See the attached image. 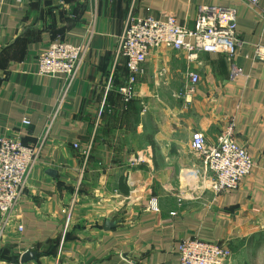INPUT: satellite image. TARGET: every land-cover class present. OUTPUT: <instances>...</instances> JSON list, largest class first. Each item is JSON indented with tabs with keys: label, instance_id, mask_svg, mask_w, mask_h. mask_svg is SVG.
<instances>
[{
	"label": "crops",
	"instance_id": "0c3cea01",
	"mask_svg": "<svg viewBox=\"0 0 264 264\" xmlns=\"http://www.w3.org/2000/svg\"><path fill=\"white\" fill-rule=\"evenodd\" d=\"M201 6L235 9L241 74L230 77L222 52L189 59L162 46L124 107L113 82L124 61L113 69L112 52L127 16L193 27ZM57 39L85 48L69 83L38 71V52ZM230 122L254 167L216 192L190 140L198 131L215 143ZM44 134L3 223L0 264H180L189 238L225 245L224 264H264V0H0V135L31 145ZM27 250L36 256L21 262Z\"/></svg>",
	"mask_w": 264,
	"mask_h": 264
},
{
	"label": "built area",
	"instance_id": "2783aa9c",
	"mask_svg": "<svg viewBox=\"0 0 264 264\" xmlns=\"http://www.w3.org/2000/svg\"><path fill=\"white\" fill-rule=\"evenodd\" d=\"M240 45L233 7L201 6L193 27L180 24L173 14L162 18L129 14L112 52L113 69L121 60L127 69L118 88L121 102L126 106L135 97V84L143 71V63L150 52L159 47L186 50L189 59L202 51L222 52L232 78L242 72L235 63ZM84 55L83 46L63 39L54 40L38 52V71L49 76L64 75L69 83L76 76ZM112 75L113 72L108 78V86ZM189 79L194 84L199 75L191 72ZM22 123L28 125L30 120L24 117ZM44 136H40L36 143L26 145L16 137L0 135V237L6 217L23 195L29 169L38 159ZM73 146L79 147L77 143ZM91 146L92 141L83 146L84 156L89 154ZM190 148L201 159L203 172L210 176L211 187L216 192L236 189L254 167L253 158L234 137L232 122L221 130L215 143H208L201 132H193ZM148 206L153 211L159 210L155 197L149 199ZM18 229L21 230L22 226L19 225ZM177 254L180 264H224L229 249L221 243L189 238L179 241Z\"/></svg>",
	"mask_w": 264,
	"mask_h": 264
},
{
	"label": "water",
	"instance_id": "95a60500",
	"mask_svg": "<svg viewBox=\"0 0 264 264\" xmlns=\"http://www.w3.org/2000/svg\"><path fill=\"white\" fill-rule=\"evenodd\" d=\"M109 223H110L109 221H106L105 224L108 225ZM35 256H36V254L34 251L27 250L20 256L19 260L21 262H25V261H28L30 259H33Z\"/></svg>",
	"mask_w": 264,
	"mask_h": 264
},
{
	"label": "trees",
	"instance_id": "16d2710c",
	"mask_svg": "<svg viewBox=\"0 0 264 264\" xmlns=\"http://www.w3.org/2000/svg\"><path fill=\"white\" fill-rule=\"evenodd\" d=\"M124 66H125V64H124ZM124 70H125V71H123V72L121 73V78H118V76L115 75V78H114V81H113V82H115V79L118 80V83L115 82V84H117V92H118V88H119V86L123 83V80L125 79V77H126V75H127V69H126V67H125ZM118 94H119V92H118ZM119 96H120V94H119ZM126 106H127V105H126ZM126 106H124V107H126ZM123 191H124V193H127V192H128L127 189H124Z\"/></svg>",
	"mask_w": 264,
	"mask_h": 264
}]
</instances>
